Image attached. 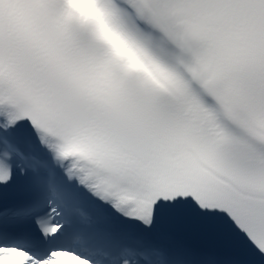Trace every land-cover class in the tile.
Listing matches in <instances>:
<instances>
[{
  "label": "snow or ice",
  "instance_id": "obj_1",
  "mask_svg": "<svg viewBox=\"0 0 264 264\" xmlns=\"http://www.w3.org/2000/svg\"><path fill=\"white\" fill-rule=\"evenodd\" d=\"M0 264H264V0H0Z\"/></svg>",
  "mask_w": 264,
  "mask_h": 264
}]
</instances>
